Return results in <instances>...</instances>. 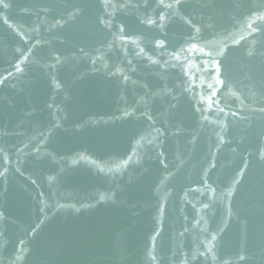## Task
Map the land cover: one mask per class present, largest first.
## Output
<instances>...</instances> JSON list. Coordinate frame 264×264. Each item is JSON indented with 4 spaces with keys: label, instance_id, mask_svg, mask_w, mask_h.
Returning <instances> with one entry per match:
<instances>
[{
    "label": "water",
    "instance_id": "95a60500",
    "mask_svg": "<svg viewBox=\"0 0 264 264\" xmlns=\"http://www.w3.org/2000/svg\"><path fill=\"white\" fill-rule=\"evenodd\" d=\"M8 2L0 7V76H13L0 84V133H8L0 146L13 163L0 178V264L16 260L21 240L16 264H183L185 253L196 257L190 264H264V113L256 111L264 107V32L249 28L264 24L252 15L264 14V0H183L179 14L155 0L129 9L102 0ZM158 12L171 15L164 28L140 22ZM106 13L111 28L98 22ZM181 17L201 27V45L227 48L226 87L216 86L211 108L212 69L196 71L199 54L169 55L186 46L191 26ZM121 23L137 43L121 39ZM37 39L24 72H15L17 49Z\"/></svg>",
    "mask_w": 264,
    "mask_h": 264
},
{
    "label": "snow or ice",
    "instance_id": "6c2138e0",
    "mask_svg": "<svg viewBox=\"0 0 264 264\" xmlns=\"http://www.w3.org/2000/svg\"><path fill=\"white\" fill-rule=\"evenodd\" d=\"M0 7H2L4 10H7V9L11 8V4L8 2V0H0ZM102 7L103 8L129 9V8L149 7V5L147 4V0H144V2L142 4L141 3L129 4L127 2H124L122 4H115L112 2V0H102ZM155 7L172 10V11L176 12L177 14H179L180 9L183 7V0H171V2H167V3L165 2V0H155ZM69 15H71L73 18H75L76 13L73 12V13H70ZM106 15H108L110 18L105 19L104 17H100V18H98V22L100 24H103L106 28H111L112 27L111 14L106 13ZM252 15L255 16L257 20L264 21V14H258V13L254 12V13H252ZM157 16H158V19H152L149 17L147 19H141L140 22L144 23L146 25H149V26H153V27L162 29L165 27L164 22L166 20L171 19L170 14H165L163 12H158ZM181 18L185 19V23L191 26L190 31L188 33L186 46L181 45L179 50L173 51V52L169 53V55L171 56V58L173 60L181 61L183 58L185 61H187L188 57L187 56L182 57V54H184V53L199 54L200 58H201V64L203 65V67L197 68L196 71L207 72L209 68L212 69V72L209 73V75L213 76V79L215 81V86L213 84L208 85V87L210 89H212V91H211L210 95L208 96L207 100L205 101V103L208 105V107L211 108L212 105L219 104L218 98L213 99L214 97H216V93L219 90L216 86L226 87L224 80L220 78V75H221L220 57L225 56L227 48L225 47V48H219V49H211L210 47H208V44L210 42L205 43L204 45H201V43L198 41V38H197V34L201 33V27H198L195 23H193V21L191 19H186L184 17H181ZM4 22H5V24H8V26L10 28L13 27V25L9 23L7 18L4 19ZM55 23L58 27L63 26V25H61L60 20H56ZM249 28H251L253 32H264V24L257 25L256 27H253L252 24H249ZM14 30L17 31V34L19 36H21V38H23L27 41L28 37L23 31H21L19 29H14ZM32 30L37 31L36 28H33ZM118 30H119V33L121 34L122 40L131 39L132 43H137V40L135 38L129 37L126 34L125 24H123V23L119 24ZM40 42L41 41L39 39H37L35 41V44L31 45L26 50H22L19 48L17 49V52H19L20 55L13 65L15 72H17V73H23L24 72V67H22V65H26L30 62V57L33 54V48H35L36 45H39ZM154 46L157 49L164 50L166 48V41L164 39H155L154 40ZM206 48H208V50H206ZM81 51H83V49H81ZM143 53H145V49L143 47H140L138 54H143ZM248 55L252 56V55H254V53L249 52ZM53 59L56 61V63L61 62V56L59 54L54 55ZM147 59L149 61H151L153 64H159L160 63L159 60L153 59V57L151 55H148ZM129 63H131V61H129ZM165 63H167V62H165ZM49 66L55 67L56 65L52 64ZM170 66L176 67L175 64L170 65ZM180 66L182 69H184L183 64H181ZM185 75H187L192 82H195V77L193 76V73L190 69L185 70ZM12 76H13L12 72H8L7 75H5V76H0V84H3L5 81H7ZM123 79L125 81H127V80H129V77L123 76ZM262 91H264V89H262ZM196 110L198 112H201V113L203 112V109H201L199 106H197ZM218 110L222 113L225 112V108H223V107L219 108ZM228 111H231V110L229 109ZM256 111L264 113V107L256 109ZM125 114L128 115V113H125ZM145 115H147V113H145ZM231 115L235 116L236 113L231 112ZM147 118L150 121L153 119L152 116H150V115H148ZM205 119H207V117H205ZM227 127H228V124L225 123L224 128H227ZM7 135H8L7 132L0 133V139H3ZM160 135L161 136L164 135L163 130L160 131ZM220 139H221V142H224V136L223 135L220 137ZM27 147H28V145H24L22 148H19L17 150V152L18 153L23 152L24 149ZM35 151L39 152L40 151L39 147H36ZM260 155L262 158H264V153H261ZM163 156H164L163 151L159 152V157L162 158ZM12 163H13V160H12V157L9 155L8 150L5 147L0 146V178H5V179L7 178V174L9 172V167ZM15 163H19L18 156H17ZM161 163H163L162 159H161ZM164 166L167 167L166 164ZM212 167H215V164H213ZM15 170L19 171V168L17 167ZM32 182L36 183L35 180ZM206 186L208 187L209 192H211L212 195L215 196L216 190L214 188H212L211 185H206ZM203 207L207 208V207H209V205L204 204ZM77 211H79V209H77ZM5 219H6V217L4 216V213L0 212V220H5ZM5 235H6V233L0 232V236H5ZM211 240L216 241L217 236L212 235ZM214 248H215V245H211L209 247H206L204 249V251L200 253V255L203 256L204 258H207L209 256V254L214 252ZM24 249H25V241L21 240L19 242V253L16 256V260L12 261L11 264H16V262L21 259V256L24 254ZM237 257H238L239 261H246L247 260V257L243 253H237ZM214 258L220 259L221 264H232V262L228 259H224V258H220V257H214ZM152 259L155 261L157 258H156V256H153ZM193 259H196V257L190 256L189 254L185 253L183 256V264H190V260H193Z\"/></svg>",
    "mask_w": 264,
    "mask_h": 264
}]
</instances>
